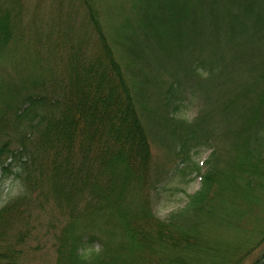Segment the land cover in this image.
Masks as SVG:
<instances>
[{
  "label": "trees",
  "instance_id": "obj_1",
  "mask_svg": "<svg viewBox=\"0 0 264 264\" xmlns=\"http://www.w3.org/2000/svg\"><path fill=\"white\" fill-rule=\"evenodd\" d=\"M150 130L183 163L210 149L166 217ZM12 165L24 190L0 207V264H28L44 224L48 264H264V0H0Z\"/></svg>",
  "mask_w": 264,
  "mask_h": 264
},
{
  "label": "rangeland",
  "instance_id": "obj_2",
  "mask_svg": "<svg viewBox=\"0 0 264 264\" xmlns=\"http://www.w3.org/2000/svg\"><path fill=\"white\" fill-rule=\"evenodd\" d=\"M153 72L154 71H149L145 76L148 75V77L150 78ZM154 84L155 83L153 82L152 84H147L145 93L147 94V91L149 90V92L153 94V92L155 91L154 89H156L160 93L159 100H162V79L160 80L159 87L155 86ZM193 96L194 94L190 92L189 98L192 99ZM190 99H187L186 102H189ZM197 99L198 97H194V101H197ZM155 111L156 110L152 112ZM198 111L199 104H195L193 102L190 104L188 110H186V112L182 114V116L192 119L198 114ZM157 112L159 113L158 109ZM147 113L148 114L146 115L142 114L144 121L147 123V125H149V123L154 125V120L150 122L147 117L150 115L149 119H153L155 117V114H149L148 111ZM147 128L151 127L148 126ZM150 139L151 142L154 139L153 135L151 134V130ZM152 150L155 158V163L157 164L156 167L158 168V170H160L161 173H163V181L161 185L162 187H165V191L164 189H161L160 196L155 199L154 209L159 214V216L166 217L170 212L182 207L186 203L188 193H192L200 188L201 177L199 172H203L206 168L204 161L210 154V149L202 147L200 149L192 150L190 153V159L185 163L182 162L181 158L175 159V157L173 158V156L169 154H167V157L165 154L166 152L164 153L162 147L156 142H152ZM197 165L200 167L199 170L196 168ZM190 166L193 167L192 173H190L188 176L184 175L180 168L188 167L186 169H189ZM16 170L17 167L15 165H12L6 173H4L2 169H0V207L10 199L18 196L24 190L22 180L17 177ZM53 232V229L44 224L42 226L41 232L39 233V238H34L29 241V246L34 248V250L31 251L28 264H48L54 261L55 256H53V242L55 241V237ZM95 248L97 249L99 248V246L97 245ZM259 249L252 254V258L257 256L264 249V246H262L260 250ZM86 250L90 254L94 249L88 246Z\"/></svg>",
  "mask_w": 264,
  "mask_h": 264
}]
</instances>
